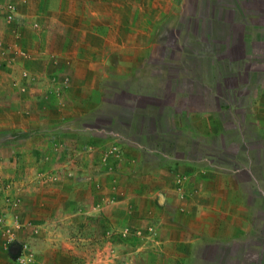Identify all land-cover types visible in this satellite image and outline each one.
Instances as JSON below:
<instances>
[{
	"label": "crops",
	"instance_id": "0c3cea01",
	"mask_svg": "<svg viewBox=\"0 0 264 264\" xmlns=\"http://www.w3.org/2000/svg\"><path fill=\"white\" fill-rule=\"evenodd\" d=\"M19 14L0 21V177L63 168L25 191L44 240L54 217L62 250L71 223L102 217L128 235L115 264H264V0H37ZM51 245L44 263L67 262Z\"/></svg>",
	"mask_w": 264,
	"mask_h": 264
},
{
	"label": "rangeland",
	"instance_id": "374dc122",
	"mask_svg": "<svg viewBox=\"0 0 264 264\" xmlns=\"http://www.w3.org/2000/svg\"><path fill=\"white\" fill-rule=\"evenodd\" d=\"M36 1L0 0V21L8 27L10 25L15 27L14 25L18 24V21L25 23V19L20 16L19 12L24 6ZM34 29L37 28L34 26ZM22 76L27 75L22 74ZM69 167L70 169L65 168L66 177L73 179L81 170H75L73 165H69ZM23 168L17 173V177L20 178L19 181L9 174L0 177V241L2 245L0 264H45L40 256L42 252L37 250V247L41 248L46 241L51 245L50 242L58 239V228L62 227L60 218L50 219L48 226L52 233L48 235L50 239L45 241V237L40 235L41 225L34 220L25 219L23 209L25 191L37 192L49 185L59 183L63 179V168L60 165H49L43 169L39 168L30 172L25 171V165ZM75 225L80 227L76 228ZM75 225L71 223L70 231L66 235L62 234V237L66 236L64 238L66 242L68 239L70 240V246L66 250L57 248L56 242L47 251L45 246L42 250L49 253L50 258L56 259L59 254L63 253L67 259V262L63 264H115L120 261L122 255L117 245L127 241V234L117 228L109 229L106 220L102 217H88V219ZM138 240L137 235H132L129 239L130 244L133 245H136ZM14 244L20 246L16 255L10 251ZM52 261L51 264H54L58 260Z\"/></svg>",
	"mask_w": 264,
	"mask_h": 264
},
{
	"label": "water",
	"instance_id": "95a60500",
	"mask_svg": "<svg viewBox=\"0 0 264 264\" xmlns=\"http://www.w3.org/2000/svg\"><path fill=\"white\" fill-rule=\"evenodd\" d=\"M20 250V246L18 244H14L12 247H11V253L16 255Z\"/></svg>",
	"mask_w": 264,
	"mask_h": 264
},
{
	"label": "built area",
	"instance_id": "2783aa9c",
	"mask_svg": "<svg viewBox=\"0 0 264 264\" xmlns=\"http://www.w3.org/2000/svg\"><path fill=\"white\" fill-rule=\"evenodd\" d=\"M11 17H12V15H11Z\"/></svg>",
	"mask_w": 264,
	"mask_h": 264
}]
</instances>
